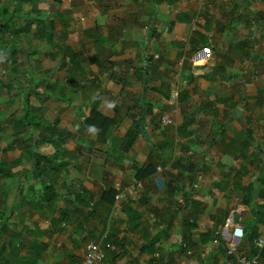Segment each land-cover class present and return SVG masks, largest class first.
<instances>
[{
	"label": "crops",
	"instance_id": "0c3cea01",
	"mask_svg": "<svg viewBox=\"0 0 264 264\" xmlns=\"http://www.w3.org/2000/svg\"><path fill=\"white\" fill-rule=\"evenodd\" d=\"M238 3L34 0L33 19L0 24L19 29L0 42V264H72L88 241L102 245L98 264H237L226 254L235 230L257 222L264 234L260 211L242 215L257 203L245 199L253 171L242 160L254 136L229 130L241 121L229 116V73L245 70L228 53L229 28L243 31L264 0H247L251 17L235 15ZM254 34L236 40L263 55ZM220 41L227 53L197 66L199 50ZM256 80L234 86L259 101L264 72ZM176 102L175 123L163 125ZM93 112L110 122L102 133ZM167 127L174 146L161 147Z\"/></svg>",
	"mask_w": 264,
	"mask_h": 264
},
{
	"label": "rangeland",
	"instance_id": "374dc122",
	"mask_svg": "<svg viewBox=\"0 0 264 264\" xmlns=\"http://www.w3.org/2000/svg\"><path fill=\"white\" fill-rule=\"evenodd\" d=\"M240 4L238 3V6L236 7L235 10V15L239 14L240 17L244 16H249L251 17V13H245L246 10H248V6H245V3L247 0H239ZM251 4V3H250ZM23 6V7H22ZM34 0H0V24L4 23L6 25L7 22L9 21H14L17 22L21 20L23 17L26 19H33L34 18ZM253 9H258L256 12H260L261 7L258 8H253ZM256 13L255 18H253L252 23H248V25H245L243 28V31H240L239 33H235L234 31H237L234 27L229 28V52L231 53L230 55H234V60L233 62L239 63V68L240 70H245V75H240L239 73L237 74H232L231 72L229 73V92L233 94H237L238 92V97L236 102H233V104L229 105V116L234 114L233 117L236 119H241L237 120L239 121V125L235 127L234 125H231V128L229 127L230 131H243L245 130L246 132L248 131L249 136H254L250 140H252V145H253V150L252 153L246 157L243 155L242 160H245L250 166H251V171L252 176L248 178V185L252 186V195L251 199H253V195L255 194V199L257 201L256 204L250 205L246 211L243 212L242 215H251L248 216V219H251L253 215H258L255 213L254 209H257L259 212V215H264V83L261 84V88L258 89L257 87V93H259V101L253 100L255 97L246 96V91H245V86L240 89L236 88L234 86L236 84V79L237 78H242V79H253L255 77V80L258 78L259 73L264 72V54L262 55L259 50H256L257 44H251V45H241V43H238L240 40L238 39L239 36H248L252 38V34H254L253 38L256 37H263L264 36V16L263 13L264 11H261V13ZM260 14V18H257V15ZM251 19V18H249ZM255 19V20H254ZM258 22V25L256 23ZM246 24V23H244ZM8 25V24H7ZM18 30L19 29H12L4 33V31L0 30V42L4 45H10L13 44V41L15 39L13 38H19L18 35ZM9 32V34H8ZM222 41H220V46L215 47L214 49L210 48L209 46H203L201 50L197 53V66H214L213 61H214V56H219L222 53L225 54L226 52V47L227 45L221 44ZM252 42V40L250 41ZM262 45V44H260ZM5 46V45H4ZM263 46H260V50L262 49ZM212 49V51H211ZM221 49H224L221 50ZM216 50V51H213ZM0 52L3 53L2 47L0 46ZM227 53V52H226ZM215 57V61H216ZM248 61L247 63L243 62ZM231 62V61H230ZM238 65V64H237ZM247 65L246 68L245 66ZM229 67H231V64H229ZM242 67H245L243 69ZM7 69H5L6 71ZM208 76V75H207ZM218 77L222 79L225 78V76L218 75ZM7 79V77H5ZM257 81V80H256ZM249 83V82H245ZM256 84V82H255ZM257 85V84H256ZM260 87V86H259ZM263 88V89H262ZM242 97H245V100L242 99ZM243 101H245L243 103ZM233 110H235L233 112ZM237 117V118H236ZM244 117L249 118V120H244ZM262 121V123H260ZM241 127V128H240ZM248 128V129H247ZM229 131V132H230ZM174 135H175V129L173 127H167V140L164 142V144H160L161 147H166L168 144H171L174 146ZM175 150V147L174 149ZM176 157V155L174 154ZM246 157V158H245ZM171 159H173L171 162V165H177L176 163L181 162L179 159H176L171 156ZM176 161V162H175ZM262 190L263 191V196L260 195V197L255 193L256 191ZM257 207V208H256ZM248 221V220H247ZM256 221V219H255ZM259 221V219H258ZM242 224L245 221L241 220L240 221ZM248 224V223H247ZM242 230V228H241ZM255 243V241H254ZM240 250L243 246V242H240ZM243 249V248H242ZM242 251V250H241ZM244 254H248L247 251L245 250ZM234 260V259H233ZM235 262V261H234Z\"/></svg>",
	"mask_w": 264,
	"mask_h": 264
},
{
	"label": "built area",
	"instance_id": "2783aa9c",
	"mask_svg": "<svg viewBox=\"0 0 264 264\" xmlns=\"http://www.w3.org/2000/svg\"><path fill=\"white\" fill-rule=\"evenodd\" d=\"M173 99L177 97V93L172 94ZM178 103L172 105L168 112L161 116V123L163 125H173L175 123V116L177 112ZM140 187V182L138 183ZM117 198L120 194L116 195ZM241 242V227L235 230L227 243L226 254L228 256H234L237 264H257L256 256H248L239 252V246ZM255 248L259 251L264 248V234L259 235L255 240ZM188 253H190L188 251ZM104 252L102 245L97 241H88L85 244L84 254L81 259L73 262L72 264H98L103 261Z\"/></svg>",
	"mask_w": 264,
	"mask_h": 264
},
{
	"label": "trees",
	"instance_id": "16d2710c",
	"mask_svg": "<svg viewBox=\"0 0 264 264\" xmlns=\"http://www.w3.org/2000/svg\"><path fill=\"white\" fill-rule=\"evenodd\" d=\"M91 116H92V118H94L99 123V125L96 126L97 132H99V133H102L103 131H105L106 128L108 127V125L110 124V122L108 120H106V118H103L101 115H99L96 112H93ZM89 123H92V122H89ZM136 127L137 126L133 125L126 131L125 137L121 143V147L123 149L130 147L133 144L135 138L138 135V130ZM151 172H152V168L150 167V165H147L144 169L137 171L136 178L140 180L143 177L149 175ZM244 190H246L247 194L249 193L252 195V186H247L246 188H244ZM258 195L263 196V191L259 190ZM245 199L250 200L251 198L245 197ZM251 201H252V199H251ZM245 204H246V202H245ZM254 204H256V202H254V203L252 202V205H254ZM255 211L257 212V209H255ZM256 214H258V213H256ZM259 234H261V233L259 231L257 222L250 224L248 227L245 226V228L242 231L241 240L243 241V244H246L251 249L250 256L256 254V249H255V247H253V240L255 238H257L259 236ZM261 254L264 256V249L262 250Z\"/></svg>",
	"mask_w": 264,
	"mask_h": 264
}]
</instances>
